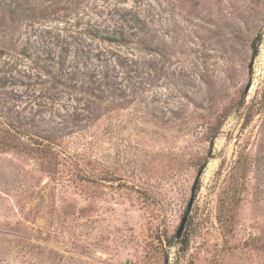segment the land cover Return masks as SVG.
<instances>
[{
    "label": "rangeland",
    "instance_id": "rangeland-1",
    "mask_svg": "<svg viewBox=\"0 0 264 264\" xmlns=\"http://www.w3.org/2000/svg\"><path fill=\"white\" fill-rule=\"evenodd\" d=\"M0 264H264V0H0Z\"/></svg>",
    "mask_w": 264,
    "mask_h": 264
},
{
    "label": "water",
    "instance_id": "water-1",
    "mask_svg": "<svg viewBox=\"0 0 264 264\" xmlns=\"http://www.w3.org/2000/svg\"><path fill=\"white\" fill-rule=\"evenodd\" d=\"M253 59L254 58L252 57L251 60H250L249 68L252 67ZM248 86H249V83L246 85L245 92L247 91ZM193 188L194 187L191 188V195H190L189 201H188V203L186 205V209H185V211H184V213H183V215L181 217L179 226H178L177 231H176V236L177 237L181 234V231L183 229L184 223H185V221L187 219L188 213H189L190 208H191V204H192L193 196H194V192H193L194 189Z\"/></svg>",
    "mask_w": 264,
    "mask_h": 264
}]
</instances>
